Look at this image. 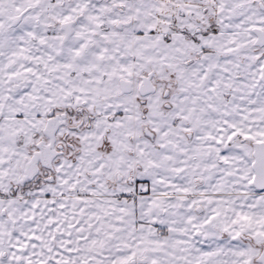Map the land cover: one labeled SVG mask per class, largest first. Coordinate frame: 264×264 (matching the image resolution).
Returning a JSON list of instances; mask_svg holds the SVG:
<instances>
[{
	"label": "snow or ice",
	"instance_id": "obj_1",
	"mask_svg": "<svg viewBox=\"0 0 264 264\" xmlns=\"http://www.w3.org/2000/svg\"><path fill=\"white\" fill-rule=\"evenodd\" d=\"M0 264H264V0H0Z\"/></svg>",
	"mask_w": 264,
	"mask_h": 264
}]
</instances>
